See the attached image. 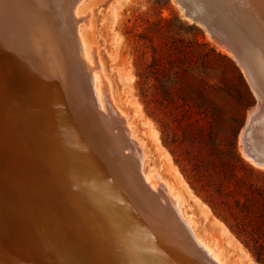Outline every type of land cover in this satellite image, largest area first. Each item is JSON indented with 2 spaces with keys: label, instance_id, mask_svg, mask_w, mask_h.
Wrapping results in <instances>:
<instances>
[{
  "label": "rangeland",
  "instance_id": "obj_1",
  "mask_svg": "<svg viewBox=\"0 0 264 264\" xmlns=\"http://www.w3.org/2000/svg\"><path fill=\"white\" fill-rule=\"evenodd\" d=\"M70 1L56 0V6L60 12L56 9L62 19L63 38L71 39L73 43L72 33H74L75 26L72 23L74 18L71 14L73 0ZM203 1L82 0L75 7L77 15L84 17V22L77 25V31L83 37L87 50L90 52L94 50L93 53H96L94 55L95 59L101 66V74L104 75H102L104 78L103 87L104 89L109 87L105 90L107 92L106 95L109 98L111 97L110 100L112 99L113 101H111L114 102L112 104H115L114 107L118 112L121 111L120 113L125 117V123L131 132L132 139L139 142L141 146V152L144 155L142 162L143 174L146 176L158 175L165 182L171 194L179 197L182 216L191 222V229L194 235L214 251L215 256L223 264H261L255 260L252 253L245 248L242 242L228 230L226 225L213 215L208 205L204 203L203 195L198 196L188 184L189 182L194 184L193 179L195 176H193L194 170L191 164L195 162L194 157L196 156L207 162L212 161L220 165H229L231 168V170L227 169L229 179L219 181L218 186L222 189L229 187L233 192L242 190L248 194L250 193L251 197L256 201L255 203L260 205L264 211V168L256 167L244 158L241 151L243 144L240 140V135L251 112L258 110L259 123H254L253 128L251 127L252 132L249 133L252 135L249 134V139L253 149L264 153V135L262 134L263 132L261 133V127L264 124V109H262V107L264 108L263 84L259 83L261 88V101H259L258 97L253 93V89L247 80V75L244 74L242 68L240 69L235 58L226 51L221 50L203 27L193 24V22L186 20L182 16L185 9L194 15L201 16V7L204 6ZM207 1L208 3L210 2L209 4L207 3L208 6L210 5V9L216 11L218 15L220 13L221 16L226 17L228 20L237 18L238 20L234 19L233 22L236 23L235 27L239 31L236 29L235 33H239L238 37L242 39H248L247 34H252L251 30L247 29V27L245 29L241 27L248 26L249 28L250 26L252 28L254 23L251 13L248 16L245 11L256 5L254 1L259 4L257 0L252 2H250L251 0H228L229 2L227 0H213L214 3L210 0ZM240 3L241 7H239V10L238 6H240ZM223 7H225L224 10L222 9ZM238 12H241L240 15L243 14L244 17L242 15L243 18H241V16L237 15L239 14ZM245 20L249 24H245ZM30 27V34L32 33L30 38L35 42L36 46L43 47V44L39 42L40 39L37 36L38 34L35 33V27H33L32 23ZM235 27L231 26L233 29ZM241 32L243 34H240ZM252 36L248 35L249 38ZM65 42L64 40L63 42L61 41L60 46ZM249 42L251 50L254 51V54L256 53L255 55H258L257 44L252 43L251 40ZM1 44L2 41L0 39ZM74 60L77 68L76 70L72 68V71L79 72L81 70L77 74L78 78L80 77L81 84L83 82L86 84L88 78L84 68H81L83 63L78 57H74ZM62 65L61 61L60 68L63 67ZM78 65L80 66L78 67ZM0 66H2L0 69H3L2 72L0 70V81L1 79L3 80L0 83V86H2L0 88L2 90L0 96H4L2 99H6L5 102L10 100L15 102L12 107H6L5 105L6 108L0 109V145L6 143L11 148L25 147L28 144H39L37 148L42 146V151L37 150L36 155H34L35 159L40 161L41 171L44 172H42L43 179L39 183V187L41 192H43L42 197L45 201L42 202L40 211L38 207L36 208L41 213L33 209L34 206H37L36 202L33 201L34 199L26 198L28 200L27 207L29 208L30 206L39 217L41 215V220L44 218L42 224L44 252L42 250L39 254L40 256H38L37 261L41 260L38 264H120L115 253L119 249L116 246L115 248L114 246L110 247L117 240V232L114 231L116 229L115 222L112 223L113 221L105 207H103L102 201L104 199L103 195L106 196L108 190L114 196L113 185L105 181V173L109 164H104L107 162L105 161L107 158L104 155H106L107 151L112 152L114 148L110 147L111 144L107 145L105 143L107 138H104L105 135L102 134V130L99 133L97 132L99 128H97L95 129L96 134H93L91 133L93 128L90 129V124H87V120L90 121L94 109L90 110L93 108L91 102L87 106L89 100L87 88L85 89L86 85L82 84L79 86L78 88H81L78 91L77 88L74 89L72 79H70L71 81L67 80L66 84L63 82L65 88L63 87L64 93H61L60 96L62 98H60L61 108L67 112L68 117H66L68 120L59 117V123H57L52 117L51 111L54 105L51 103L57 104L58 101L51 98L53 88H51L52 90L47 88L49 81H46L49 77V71L45 69V66L41 65L38 53L35 50H30V47L28 51L25 49L23 53L17 51V49L15 50L11 45L4 49L0 48ZM23 67H25L24 70H22ZM31 68H34L33 71ZM39 69H42L41 73L43 76L40 74ZM24 72H26L25 78L22 77ZM6 75L10 80L5 77ZM57 80L59 86V71ZM9 84L11 85L9 86ZM34 84L37 85L35 86ZM3 85L6 87L4 86V88ZM31 85L33 88H30ZM37 86L42 89H38ZM83 87L84 89H82ZM6 89L7 94L5 92ZM70 89L73 90L70 91ZM71 92H73V95ZM71 97H73V100ZM86 99L87 102L85 101ZM67 103L68 106H66ZM261 104L263 105L261 106ZM18 105H20L19 109ZM87 107L89 108L87 109ZM7 108L10 110L7 111ZM72 109L74 110L71 111ZM78 114L82 116L80 117ZM87 114L90 116L88 117ZM114 115L116 116L113 113ZM8 118H13L10 120L12 122L10 123L12 124L11 127L8 125ZM79 118L84 123L77 121ZM116 118L115 120L120 123V118ZM16 120L19 121L17 122ZM15 122H17V125ZM99 127L102 129L101 126ZM84 131L92 135L90 142L92 146L90 147L86 144L89 142L84 137ZM57 132H61L62 136L58 135ZM47 133L48 135H46ZM114 133L115 131H113ZM184 134H186L187 139L195 138L194 141H185ZM45 136H47V139L49 136L48 141ZM41 139L42 141H40ZM165 140L170 142L169 147L164 145L163 141ZM231 146H234L239 159L250 169L243 168L233 161L234 156ZM50 147L56 149L53 150ZM101 149L103 152H101ZM48 152H50L49 155ZM58 152L63 155L64 160H61L63 158ZM93 153L95 156H93ZM123 153L126 154L127 151ZM37 155L41 156L38 157ZM95 162L96 168L94 166ZM18 164L20 166V160L17 161ZM96 171L98 174H96ZM46 172L48 175H45ZM75 174L79 177L80 183L75 182ZM184 174L188 176L189 181L186 180ZM19 175L17 177L18 172L16 170L12 173L0 171V182L6 185L5 187L9 184L4 191H8V188H12L11 190L9 189L10 191H15V189L16 191H23L28 186L31 187V183H28L31 179L28 178L26 181L23 173ZM9 176L11 178L8 181ZM97 176L100 178L99 181L102 179L101 182L105 183L103 185L105 186L104 188L107 186L105 190L101 183L95 182L98 179ZM15 177L17 178L16 182H14ZM18 180H20V183L17 182ZM237 180L241 181V183L237 182ZM4 181L8 184H5ZM2 184L1 187L3 186ZM17 185L19 186L18 188ZM86 193H88L87 196ZM91 194H93V198ZM66 198L69 199L67 200ZM238 198L243 201L241 197ZM23 201L25 204L26 201ZM94 203L96 204L94 205ZM52 205H54V208ZM50 210L55 214L52 215ZM239 211L240 208H236L235 213L239 214ZM58 217L61 223H59ZM98 218L102 219L99 220ZM244 221L247 224L248 234L251 233L252 237L258 242L257 244L261 245L258 254L264 259V226H262L261 232H258L260 217H257L256 211H252L249 215H246ZM67 225H70V227ZM71 226L77 229L78 232L76 233V230ZM70 232L74 233L73 236L76 233V237L70 235ZM80 232L82 233L80 234ZM73 238H76V240ZM142 245L145 246V244ZM135 246L133 244V248ZM144 246H141L142 251L139 261H141L140 264H150L148 259L150 260V257L154 256ZM124 247L125 249L127 248L126 246ZM121 260L122 264H126L123 259Z\"/></svg>",
  "mask_w": 264,
  "mask_h": 264
},
{
  "label": "bare ground",
  "instance_id": "obj_2",
  "mask_svg": "<svg viewBox=\"0 0 264 264\" xmlns=\"http://www.w3.org/2000/svg\"><path fill=\"white\" fill-rule=\"evenodd\" d=\"M210 1H213V0H210ZM214 1L212 3H214ZM224 1H222V2H224ZM252 1L253 0H251L250 2H252ZM257 1L259 4H257L256 1H254V4H256V5H254L252 3V5H254V6L253 7L251 6V8H249L245 11L247 15L251 13V16L253 18V23H254V24H252V28L250 26H249V28H248V26L241 27V28L245 29L247 27V29L251 30L252 34L251 33L247 34V38L249 40H251L252 43L257 44L258 47L256 49L259 51V52H257L258 55H255L256 53L254 54V51L251 50L250 44H249L250 42L248 39H242V38L238 37L239 33H235L236 29H237V27H235L236 23L233 22V20L235 18L228 20L226 17L221 16L220 13L218 15V13L216 11H212L210 9V7H209L210 5L209 6L207 5V3H208L207 0L203 1L204 6L201 7V10H202V12H200L202 14L201 16L194 15L192 12L188 11L187 9L183 10L182 16L186 20H189L184 16V11L187 10L190 14H192V16H195L197 19L200 20V22H202L201 27H203L205 29V31L209 35H211V37L213 38V41L217 44V46L221 50L226 51L227 53L231 54L235 58L237 64L240 66V69L242 68L244 71V74L247 75V78H248L247 80L249 81L251 88L253 89V93L258 97L259 101H261V98H260L261 97V88L259 87L260 82L263 84L262 86L264 89V0H257ZM80 2H82V0H73L72 1L73 5H71L72 6V13L71 14L74 18L73 20L72 19L71 20L75 26L74 27V33H72L73 34L72 35L73 43H74V45H73V43L71 42V39L63 38V27H62L63 24H62V19H61L59 13L57 12L58 8L56 6L57 5L56 0H0V39L2 41L0 48L4 49V48L11 45L15 50L17 49V51H21L23 53V51H25V49L28 51V48L30 47V50L31 49L33 51L35 50V52L38 53V56L41 60V65L45 66V69H47L49 71V77L46 79V81L47 82L49 81L47 88H49L50 90H52L51 88H53L51 98H52V100L55 99L56 101H58L57 104L56 103L54 104L53 102L51 103L54 105V106H52L53 109L51 111L52 117H54V120L57 123H59V117H62L65 119H67V117H68L67 112H65V110H63V108H61L62 107V105H61V99L62 98L60 97L61 93H64L63 87L65 88V86H64L66 84L65 82L67 80L69 81L70 79H72L73 87H74V89L77 88L78 91L81 88V87L80 88H78V87L81 86L82 84H85L84 82L81 84V80L79 79L80 77L78 78V75H77L81 70L79 72H73L72 71L73 70L72 68H74L75 70L77 68L75 66L76 63H75L74 57H78L80 59V61L83 63V65H81V68L82 67L84 68L85 73L87 74V78H88L87 79L88 82L85 84L86 85L85 89L87 88L86 89L88 91L87 97L89 100L87 103V106L91 102V105L93 104V108H91L90 110L94 109V111H93L94 113H93L92 117L90 118V121L87 120L88 121L87 124L88 123L90 124V126H91L90 129L93 128V131L91 132L93 134H96L95 129H97V128H99V131H97L99 133H101V130H102L103 131L102 134L105 135L104 138L105 137L107 138V140L105 139L106 140L105 143L107 145L111 144L110 147L114 148V149L112 148L113 149L112 152L107 151L106 155H104V157L107 158V159H105V161H107V162H105L104 164H109L108 168L106 167L107 170L105 169L106 170L105 181H107L108 183H111L113 185L112 191L114 192V194H113L114 196H112V194L109 190L108 191L106 190L107 195L105 196L101 193V195H103L104 199H102L101 197H100V199H102L103 207H105V210L108 212L109 216L111 217V220L113 221L112 223L115 222L114 225H115L116 229L114 228L115 229L114 231L117 232L116 233V235H117L116 239L117 240H116V242H113L112 246H110V247L114 246V248H115V246H116L117 249H119L115 253H116V256H118L119 260H117V261H119L120 264L123 263L121 259H123V261L126 262V264H140L141 261H139V260H140L141 251H142L141 246H144L142 244H145L144 247L149 249V251L154 256V257H150V260L148 259L150 264H223L218 259V257L215 256V252L212 251L205 243H203V241H201L198 237H196L194 235V233L191 229V222L182 216L179 197L171 194V192H170L169 188L166 186L165 182L158 175L152 174V175L146 176L143 174L142 162H143L144 155L141 152V146H140L139 142H137L135 139H132L133 137H131V135H130L131 132L125 123V120H126L125 117L120 113L121 111L119 109L118 110L120 112H118L117 109L114 107L115 104L114 105L112 104V103H114V102H112L113 100L112 99H111L112 101L110 100L111 97L109 98L106 95L107 92L105 90L108 89L109 87L106 89H104V87H103V82H104L103 76L104 75L101 74L102 73L101 72V70H102L101 66L98 63V61L95 59L96 57L94 55L96 53L95 54L93 53L94 50L92 52L87 50L83 37L81 36V34H79V31H77V25L84 22V19H83L84 17L78 16L76 11H75V7L78 4H80ZM237 3H238V1H237ZM62 4H63V2H62ZM239 7H241V3H240V6H238V9H239ZM190 8H192V7H190ZM243 8H244V6H243ZM222 9L224 10L225 7H223ZM66 10H64V11H66ZM220 11H222V10H220ZM228 11H230V10H228ZM228 11H227V14H228ZM242 11H244V10H242ZM59 12H60V10H59ZM236 12L237 11L235 8V13ZM229 13L232 15L231 12H229ZM238 13L239 14H237V15L241 16V18L244 17L243 14H242L243 17H242V15H240L241 12H238ZM66 14H69V13H66ZM229 17H230V15H229ZM63 19L66 20V18H64V17H63ZM189 21L193 22L192 20H189ZM231 21H232V23H231ZM246 22H245V24H249L248 21H246ZM31 23L33 24V27H35V33L38 34L37 36L40 39L39 42H40V44L41 43L43 44V47L36 46L35 42L30 38L31 34H32V33L30 34ZM196 23H197L196 25H199V21L196 20ZM220 25H221V27H220ZM231 26H234L235 28L233 29V28H231ZM240 30H243V29H240ZM245 31H246V33H248L247 30H245ZM27 32H28V35H27ZM69 33H70V31H69ZM240 34H243V33L241 32ZM248 35H251V36L253 35V36L249 38ZM42 38H43V41H42ZM63 40H64V42L66 40V42L64 43L65 45L63 44L60 46V43H61V41L63 42ZM252 43H251V45H252ZM253 47H255V46H253ZM60 51L63 53L61 54ZM12 53H14V52H12ZM7 54L9 55V53H7ZM8 60H10V59H8ZM61 61L63 63V65H62L63 67L60 68V62ZM76 61H77V59H76ZM79 66L80 65H78V67ZM0 67H2V66H0ZM24 68L25 67H23L22 70H24ZM31 69L33 71L34 68H31ZM61 69H63V70H61ZM0 70L2 72L3 69H0ZM39 71H40V74L42 75V73H41L42 69L41 70L39 69ZM58 71L60 72L59 86L57 84L58 83V80H57ZM36 73H39V72H36ZM25 74H26V72H24L22 77H24ZM28 75H29V73H28ZM28 75H27V77H28ZM80 76H82V75H80ZM0 77H1V75H0ZM5 77L10 80V78H8L7 75ZM1 81H3V80L1 79ZM1 81H0V83H1ZM43 83H44V81H43ZM11 84H13V83H11ZM11 84H9V86ZM38 84L40 85V83H38ZM5 85H6V83H5ZM5 85H3V87ZM38 86H37V88H38ZM1 87L2 86H0V88ZM30 88H33L32 85L30 86ZM38 89H42V88H38ZM38 89H37V92H38ZM82 89H84V87ZM82 89H81V91H82ZM71 90H73V89H70V91ZM86 90H85V92H86ZM13 91H14V89H13ZM32 91H34V90H32ZM67 91L69 92L68 89H67ZM5 92H6V94L8 93L7 89L5 90ZM71 93L73 95V92H71ZM0 94H2L1 89H0ZM3 94H5V93H3ZM64 95H66V94H64ZM3 97L0 96V109L4 108L5 105H6V107H9V106L12 107L13 105H15V102H13L11 100L10 101L8 100L9 102H7V101L5 102L6 99L3 100L2 99ZM71 98L73 100V97H71ZM74 98H75V96H74ZM65 99H67V98H65ZM76 99H77V97H76ZM68 101H69V99H68ZM85 101L87 102V99ZM262 101H263V99H262ZM62 102L64 103V101H62ZM65 102H67V101L65 100ZM77 102H79V101H77ZM68 103L66 106H68ZM83 105H82V107H83ZM262 105L263 104H261V106ZM19 106L20 105H18V109H19ZM111 106H113V107H111ZM67 108L70 110L69 107H67ZM84 108H86V106H84ZM88 108L89 107H87V109ZM7 109H8L7 111L10 110L9 108H7ZM262 109H264V108L262 107ZM73 110L74 109H72L71 111H73ZM90 110H88V111H90ZM13 112H15V111L13 110ZM86 113H87V110H86ZM113 113L116 114V116H118L120 118V120H121L120 123L115 120V118H116L115 115H114L115 118H113L114 117ZM72 115H74V114H72ZM78 115L80 117L82 116L81 114H78ZM89 116L90 115H88V117ZM76 117H75V119H76ZM13 118H11V119H13ZM11 119L10 118L7 119L8 120L7 122L9 123V124L8 123L7 124L10 127L12 126V124H10V123H12V122H10ZM87 119H89V118H87ZM72 120H74V119H72ZM77 121H80V118ZM258 121H259L258 110H253L251 112L250 117L246 121V124L243 128L242 134L240 135V140L243 144V149H241V151L243 153L244 158L246 160H248L249 162H251L254 166L259 167V168H264V153L260 150L253 149L251 146L252 144H250V139H249V134H250L249 132H252L251 127L253 126L254 123L255 124L259 123ZM17 122H15L16 125H17ZM80 122L84 123L83 120H81ZM87 124H85V125H87ZM5 125H6V123H5ZM81 125H83V124H81ZM99 126H101L102 129H100ZM57 128H58V125H57ZM85 128H87V127H85ZM261 128H262L261 133L263 132L262 134L264 135V124H263V127H261ZM44 129H46V128H44ZM257 129L259 130V128H257ZM113 131H115L114 134H113ZM49 133H51V132H49ZM91 133L88 134V132H86V131H84V133H83V134H85L84 137L87 138V142H89V143H86V142L85 143L88 144L89 147L92 146L90 143L92 140L91 139L92 135H90ZM46 135H48V133ZM58 135L62 136V133L60 132V133H58ZM250 135H252V134H250ZM42 136L44 137V135H42ZM49 136H48V139H49ZM101 136H103V135H101ZM45 137H46V140L48 141L47 136H45ZM51 139H52V137H51ZM40 141H42V139ZM43 141H45V140H43ZM21 142H23V141H21ZM103 142H104V140H103ZM45 143H44V145H45ZM46 144H48V143H46ZM28 145L25 147L20 146L18 148L17 147L11 148L10 145L6 144V143L0 145V171H2V172L7 171L9 173H12L14 170H16L18 172L17 177L20 176L19 174L23 173V175L25 176L24 179L26 181L28 180V178L31 179L30 181H28L29 184L31 183V185H30L31 187L28 186V188H27L28 190L23 189V191H16V189H15V191H13V190L10 191L12 188H8V191L7 190L4 191V189H6L9 186V184L4 181L5 184H8V186L5 187L6 185H4V184H2V182H0V264H38V262L41 261V260L37 261L38 256H40L39 254L44 249L43 230H42V228H43L42 224L44 222V218L41 220L40 219L41 215L39 217V215L34 212V210H36L37 207H38V210L40 208H42V206H41L42 202L45 201V200H43V197H42L43 192H41L40 187H39V183H41L42 179H43L42 178L43 177V174H42L43 171H41L42 166H40V163H39L40 161L36 160L35 159L36 157L34 156V155H36L37 150L42 151V149H41L42 146H41V148H37V147H39L38 146L39 144L38 145L28 144ZM49 146H51V145L49 144ZM84 146H85V144H84ZM45 147H46V145H45ZM52 147H54V146L52 145ZM52 147H50V148H52ZM55 149H53V150H55ZM103 149L106 150L105 148H103ZM108 149H110V148L108 147ZM13 151H15V152H13ZM125 151H127L126 154L123 153ZM101 152H103L102 149H101ZM42 153L44 154V152H42ZM49 153L50 152H48V155H49ZM51 153H53V152H51ZM59 154L63 158V155H61V153H59ZM90 155H92V154H90ZM39 156H41V155H39ZM93 156H95V154ZM93 159L95 160L94 157H93ZM19 160L21 163L20 164L21 167L19 166V164L17 165V161H19ZM41 160L43 161V159H41ZM61 160H64V158ZM24 165H26V166H24ZM95 165H96V162H95L94 166ZM57 166H58V164H57ZM96 167L97 166H95V168ZM63 172H66V171H63ZM69 173H70V171H69ZM46 174H47V172L45 173V175ZM96 174H98L97 171H96ZM107 174H108V176H107ZM76 176L77 175L75 174L76 181H75V179H74V181L79 182L80 179L78 176L77 177ZM23 177H22V179H23ZM98 177L99 176H97V178ZM2 178H3V176H2ZM9 178H11V176L8 177V181L10 180ZM85 178L88 179L87 176H85ZM14 179H15L14 182H16L17 178L15 177ZM19 179H21V178H19ZM99 179L100 178H98L95 182H98V184L101 183V185L103 186L105 183L103 184V182H101L102 179L100 181H99ZM25 180H23V181H25ZM19 181L20 180H18L17 182H19ZM19 183H18V185H19ZM92 183H94V182H92ZM1 184L3 185L2 187H1ZM18 185H17V188L19 187ZM14 186H13V188H15ZM11 187H12V185H11ZM104 187L105 186H103V188ZM96 188H98V187H96ZM106 188H107V186H106ZM106 188H104V190ZM100 191H101V189H100ZM82 193L84 194V192H82ZM97 193H99V192L97 191ZM87 194L88 193H86V196H87ZM95 194H96V192H95ZM91 195L93 198V194H91ZM26 198L31 199V200L34 199L33 201H35L37 204L36 207L33 205L34 210L31 209L30 206H29V208L27 207L28 206L27 205L28 200H26ZM23 200L26 201L25 204H24ZM95 204L96 203H94V205ZM98 204H99V202H98ZM52 207L54 208V205H52ZM55 207H56V204H55ZM67 209H69V208L67 207ZM52 210H50V211H52ZM84 210H86V209H84ZM38 213H41V212H38ZM50 214H51V212H50ZM53 214H55V213L52 211V215ZM52 215H50V216L52 217ZM65 215H66V212H65ZM102 215H104V214H102ZM66 217H67V215H66ZM57 219H59V217ZM95 219H96V217H95ZM101 219L102 218H100L99 220H101ZM108 220H110V219H108ZM55 221H56V219H55ZM59 221H60L59 223H61L60 219H59ZM97 222H100V221H97ZM106 224H108V223L106 222ZM67 226L70 227V225H67ZM60 227H62V226L60 225ZM72 228L74 230H76V233L78 232L77 229H75L74 227H72ZM95 229H97V228H95ZM65 230H66V228H65ZM99 230H101V229H99ZM89 232H91V231H89ZM76 233L73 236L74 233L70 232V235H72L73 237H76ZM81 233L82 232H80V234ZM78 235H79V233H78ZM77 237L79 238V236H77ZM73 239L76 240V238H73ZM133 244L136 245L134 248H133ZM124 246H126L127 248L125 249ZM43 252H44V250H43ZM142 254H143V252H142ZM135 261H136V263H135Z\"/></svg>",
  "mask_w": 264,
  "mask_h": 264
},
{
  "label": "trees",
  "instance_id": "obj_3",
  "mask_svg": "<svg viewBox=\"0 0 264 264\" xmlns=\"http://www.w3.org/2000/svg\"><path fill=\"white\" fill-rule=\"evenodd\" d=\"M184 139L185 141L193 142L195 138L187 139L186 134H184ZM163 143L166 147L170 145L168 140L163 141ZM231 147L234 156L233 161L243 168H248L237 156L234 146ZM194 161L191 164L194 170L193 176H195L193 179L194 184L188 183L191 189L198 196L203 195V201L208 205L213 215L220 219L228 230L242 242L258 263L264 264V259L258 254L261 245L257 244L258 242L252 237L251 233L248 234L247 224L244 221L246 215H249L252 211H256L257 217H260L258 232H261L262 226H264L263 209L255 203L256 201L251 197L250 193L248 194L242 190L233 192L229 187L222 189L218 186L219 181L229 179L227 172V169L231 170L229 165H220L212 161L207 162L199 156L194 157ZM184 177L189 181L187 175L184 174ZM238 197H241L243 201L239 200ZM236 208H240L239 214L235 213ZM260 235L262 234L260 233Z\"/></svg>",
  "mask_w": 264,
  "mask_h": 264
},
{
  "label": "water",
  "instance_id": "obj_4",
  "mask_svg": "<svg viewBox=\"0 0 264 264\" xmlns=\"http://www.w3.org/2000/svg\"><path fill=\"white\" fill-rule=\"evenodd\" d=\"M184 16L189 19V20H192L193 21V24H197L196 23V20L199 21V25L201 26L202 25V22H200L199 19H197L195 16H192V14H190L187 10L184 11ZM211 36V35H210Z\"/></svg>",
  "mask_w": 264,
  "mask_h": 264
}]
</instances>
